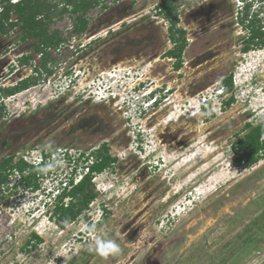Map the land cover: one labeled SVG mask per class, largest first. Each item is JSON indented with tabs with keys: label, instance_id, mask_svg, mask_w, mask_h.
Listing matches in <instances>:
<instances>
[{
	"label": "flooded vegetation",
	"instance_id": "af4514ba",
	"mask_svg": "<svg viewBox=\"0 0 264 264\" xmlns=\"http://www.w3.org/2000/svg\"><path fill=\"white\" fill-rule=\"evenodd\" d=\"M19 1L21 0H9L3 4L0 3V14L5 11L7 6H11L9 21L4 22L6 28L2 30L0 26V36L4 38L10 34L17 33L19 35L16 42L8 43L4 48L0 47V95L6 90L17 88L28 81L31 74L25 73L27 71L25 67H29L30 63L32 75L39 76V66L32 63L34 59L33 52H37L35 47L40 43V38L34 35L30 36V32L23 21L19 20L20 16L15 12L16 4ZM236 1L179 0L180 3L177 5L182 13L177 9L169 16L159 14L158 9L155 8L153 17H150L151 20L149 21L153 23L152 20L160 17L163 18L164 24L157 32L150 27V29L146 28L147 32L144 33L130 32L129 37H127L128 40L120 42L117 46L115 45L117 39L122 37V34H120L118 38L110 40V45H114L108 47L109 50H101L102 47L100 46V48L93 49L100 42L98 45L107 44L109 35L107 29H100L98 32L90 34L92 31L90 18L84 17L86 21H83L85 25L82 26L81 20L76 16L72 22L73 27L71 26V29L63 34L66 42L61 43L68 46L69 59L75 62L73 67H70L72 77L74 81H78L79 78H82V80L92 78L91 82H93L99 78V74L103 71L110 70L114 73V70L121 67H130L134 62L140 61V58L141 61L149 60V63H147L149 75L146 74L149 77H137L131 83L132 88L129 90L139 92L143 89L142 95L162 90L167 94L164 99L171 98L170 102L179 98H188L189 100V98L199 97L201 101L197 104L198 113L205 116L201 126L212 121L219 114L226 113L230 115L227 125L219 128H207L206 130L214 139L221 137L222 142L225 144L232 141L229 148L235 155L233 146L237 140L245 135H251L254 127L264 126V121L257 124L252 122L256 116L253 110H247L246 107L244 109L235 108V102L238 103L239 101L234 92V86L229 87V82L233 80V74L235 73L230 68L237 66V63L242 62L245 64L248 61H244L245 57H250V52H256V49H259L263 53L255 68L259 66L261 68L251 72L249 79L246 75L244 78L252 83L260 80V91L264 94V38L259 44H251V32L243 24V22L247 23L250 20L247 21L238 13ZM105 5L107 7L103 8V4L100 3V7L104 10L109 8L108 1ZM11 22H16V24L10 26ZM17 27H19V30H17ZM219 32L221 33L219 34ZM219 35H223L222 38H219ZM28 40H33L30 45L33 48L32 53L21 48V45ZM58 49V47L54 49L55 54ZM87 51L90 53L87 54ZM256 60H258L256 57L252 58V61L255 62ZM60 64L61 66L54 74L59 73L61 70L68 71L69 68H66L67 60ZM22 68L24 70H21ZM215 71L217 72L215 73ZM146 81L151 83L149 87H146ZM107 89L109 93L105 98L101 97L100 92L94 93V87L82 90L81 93L74 95L68 109L66 107L64 110L57 111L59 116L51 126H60L61 130L58 127L53 136L59 135V141L75 144L70 146L72 148H76V145L87 147L98 142L99 149L105 151L111 160V165L106 169H109V173L114 177L111 186H118L119 190H112L109 193H107V190L101 192L104 198L101 201L104 214L102 219L96 223L97 226L95 225L96 230H98L95 236L115 240L120 245L121 253L119 255L102 257L96 254L100 256L98 260L104 259L103 264H110L111 262V264H115L117 259L125 253V249L121 245V238H123L120 235L121 232H126L130 227L131 229L127 231L126 235L128 237L132 235L133 227L131 226H147V223L151 220L152 209L157 211L155 223H160L165 216H168V221H170L169 228L163 233L157 234L159 241H164L196 207L200 206L202 209L207 201H210L211 207H216L217 202H213L211 198H208L211 195L210 193L214 194L218 189L211 190L204 195L194 196L193 191L199 187L196 182L183 190V185L176 188L174 185L176 182L171 181V176L156 174L158 163L151 164V159L142 153L141 144H133L134 135L130 131L127 116L129 105L122 101L120 93L111 90L112 86L109 85ZM210 92L212 98L202 101L204 95ZM229 100H231V103L227 105ZM76 103H80V105L75 106ZM241 105L246 106V103ZM159 106V103H152L143 112L142 115H145L143 126H150L156 130L157 126L162 125L161 118H159V114L157 116L155 110ZM28 113H30V116L27 117L28 120L30 119V124L24 122L27 120L24 116ZM37 113V109L30 112L27 109L23 110L13 118L14 124H12V119H9L11 115L5 113L0 117V173L7 172V177L10 176L12 169H19L18 167L8 168L9 165L23 161L22 157L29 149L48 152L58 148L49 145L52 141L48 134L41 133L39 136V132H37L39 115ZM173 114L174 111L169 109L164 116L165 118L162 121L166 124L159 131L158 137L163 144L183 148L188 138L187 131L182 129L178 131L174 128L171 130L170 128L174 122H179L182 115L185 114L178 115L176 120ZM115 119L118 122H115ZM195 121L190 120L194 123ZM238 123L243 124V130L246 132L240 134V129L228 135L231 131L229 126H238ZM48 124V122L41 121L40 126H48ZM23 126L30 127L26 129L22 128ZM63 126H66L63 129L64 131H62ZM16 127H19V129H15ZM34 127L37 128L31 132L30 130ZM182 127L185 128V126ZM48 138L49 140L42 148L39 144L42 140ZM233 138L234 140H232ZM261 143L264 145V133L261 137ZM258 157L256 163L243 166L244 170L253 167L258 162H264V149L259 151ZM184 198H189V204H192L186 214L177 220L169 218L172 217L173 208H175L177 202ZM69 203L66 205L68 206ZM56 208H50L48 212L53 215ZM183 208H186V206ZM133 211L134 213L131 214ZM117 233L119 237H117ZM130 239L142 241L144 238L140 232L132 235ZM154 239L156 241L157 238ZM92 255H95V253L92 252L88 257ZM154 257L151 255V259H149L146 256L147 264H158L154 261ZM112 259L114 260L112 261Z\"/></svg>",
	"mask_w": 264,
	"mask_h": 264
},
{
	"label": "rangeland",
	"instance_id": "374dc122",
	"mask_svg": "<svg viewBox=\"0 0 264 264\" xmlns=\"http://www.w3.org/2000/svg\"><path fill=\"white\" fill-rule=\"evenodd\" d=\"M159 1L109 0L108 9L104 10L98 5L86 11L84 17L90 18L92 23L90 34L105 28L109 32L107 44L98 45L100 42L93 49L102 47L101 50H109L108 47L114 45H110V40L118 38L120 34H122V37L117 39L115 44L117 46L120 42L128 40L127 37H129L130 32L144 33L147 32L146 28H154L157 32L161 25H164L163 18L158 17V19L152 20L153 23L149 20H151L150 17H153V12ZM51 2L59 3V7L55 11L56 15L53 21L49 24V31L58 30L62 35L66 34V31L71 29L72 22L77 15H72L69 12L61 15L59 13L63 9L62 1L51 0ZM179 3L177 2V4ZM178 10L182 13L180 8ZM13 18L15 19L16 16ZM17 30H19V27H17ZM222 36L219 35V38H222ZM18 38L17 33L4 38L0 36V47L4 48L8 43L16 42ZM32 42L33 40H28L21 45V48L32 53L33 48L30 46ZM58 48L60 51H55L56 54L54 53L55 47L51 48L52 50L49 53L54 61L51 64L49 62L48 67L51 68L54 64L59 66L60 63L67 60L66 68H69L68 71L61 70L59 73L48 74L43 70L39 73V76L32 75L30 63L29 67H25L27 69L25 73L31 74L27 82L34 81L36 84L20 91L23 93L17 95V97L8 99L10 95L4 96V94H1L0 104L4 106L5 113L11 115L9 119H12V124L15 123L13 118L18 113L26 109L28 112L37 109L39 115L37 132H39V136L41 133L48 134L52 141L49 144L50 146L96 155L99 150L98 142L87 147L76 145V148H72L70 146L75 144L59 141V135L53 136V133L58 130L57 128L60 129V126H51L53 122L57 121V116H59L57 111L64 110L66 107L68 109L70 101L74 98L73 96L81 93L82 90H86L87 85L92 81V78L87 80L79 78L78 81H74L70 67H73L75 62L69 59V48L65 44H61ZM38 52H33L34 59L32 63L37 66L41 63V59L37 57ZM89 53L87 51V54ZM262 53L263 51L256 49V52L249 53L251 54L250 57H245L244 61L248 60L246 62L248 65L241 62L230 68L231 71H235L233 74L234 92L239 101L238 103L235 102V108L244 109L246 107L247 110H253L256 113L252 120L254 124L264 121V94L260 91V80L252 83L250 80H245L244 77L246 75L249 79L251 72L261 68L260 66L255 68V66L258 65ZM254 57L258 59L255 62L252 61ZM146 62L149 63V60L141 61L140 58V61L134 62L127 70L121 67L122 69L114 70V73L110 70L103 71L99 75L102 76L103 82L101 84L104 86L109 84L112 86L111 90L120 93L122 96H132L134 92L129 90L132 88L131 84L126 83L125 86L127 87L124 86L126 78L124 79L123 75L130 76V73L133 72L130 69L134 68V71L138 72L137 77H149L146 76V74L149 75ZM62 72H68L73 78L70 88L65 90L56 83L58 78L61 80ZM145 84L146 87L151 85L147 81ZM137 94L139 95L137 100L139 104L140 101H145L142 104L145 105L153 98L154 103H159L161 106L155 108L156 114L157 116L159 114L162 122L161 126L156 127V130L150 126H143L145 115L137 114L136 109L129 108L127 111L130 131L134 135L133 144H141L142 153L151 159V164L158 163L156 174L171 176V181L176 182L174 184L176 188L183 185V190L196 182L199 187L193 191L194 196L204 195L214 189H218V191L214 194L210 193L211 195L208 198H211L213 202H217L216 207H211L210 201L205 202L202 209L200 206L196 207L164 241H159L157 234L166 231L170 226V221L167 222L168 216H165L162 218V221L164 220L162 226V221L155 223L157 211L152 209L151 220L147 223L148 225L138 226L144 239L138 241L140 244L139 252L130 264H136V262L137 264H147L146 256L151 259V255L155 256L154 261L158 264H264V162H258L246 170L243 166H236L234 164L235 155L229 148L232 141L225 144L220 136H218L220 138L214 139L206 130L207 128H219L227 125L229 123L228 118L231 116L226 113L219 114L212 121L201 126L205 116L198 113V100L196 98H189V100L188 98H179L170 102L171 98L164 99L167 94L162 90L149 95H142V89ZM2 97H5L7 101H2ZM75 100L77 101V99ZM188 101H190V105ZM243 103H246V106L241 105ZM79 105L80 103H76L75 106ZM169 109L174 111L175 120L178 115L185 114L182 115L179 122H174L170 128L171 130L174 128L178 131L179 129L187 131L188 138L183 148L163 144L158 137L159 131L165 127L166 123L162 120ZM237 111L239 112V110ZM28 116H30V113L24 116L25 119ZM190 120H196L197 122H190ZM41 121L48 122V126H40ZM24 122L26 124L31 123L28 118ZM115 122L118 121L115 119ZM182 126H185V128ZM29 127L23 126L22 128L28 129ZM63 127L62 131L66 126ZM36 128L34 127L30 131L33 132ZM229 128H231V131L228 135L240 129V134L246 132L243 130V124L232 125ZM15 129H19V127ZM173 137L175 136L173 135ZM49 138L42 140L39 145L43 148ZM106 171L98 177L97 185H94V190L99 195L97 197L99 201L104 199L100 193L101 190H107V193L112 190H119L118 186H111L114 177L109 173V169ZM10 182L9 179L1 185L0 189V264H103L104 259H100L102 260L100 262L98 260L100 256L91 250L97 239L95 236L98 231L96 230L97 225L90 230L91 234L87 236L85 241H82V239L81 242L74 240L76 233L85 227L87 212H83L71 221H64L59 216L51 215L46 209L39 207L38 199L31 200V195L37 197L36 193L26 192L25 195H19L17 192L6 193L5 191L10 187L8 184ZM110 187L112 188L108 190ZM24 198L28 202L24 201ZM182 202H185L183 207L186 206V208L182 207L177 212L173 208L172 217L169 218L177 220L186 214L192 204H189V198H184L179 200L177 205L182 204ZM95 206L96 204L93 205L92 203L91 210L94 211ZM133 213L134 211L131 212V214ZM85 217L86 219H84ZM35 234L42 241L37 246L31 247L36 241V239H33ZM99 238L101 237L99 236ZM154 238H157L156 241H154ZM30 240H33V242L27 245ZM123 248L125 253L117 259L116 263L129 252V247L123 246ZM92 252L95 255L88 257Z\"/></svg>",
	"mask_w": 264,
	"mask_h": 264
},
{
	"label": "trees",
	"instance_id": "16d2710c",
	"mask_svg": "<svg viewBox=\"0 0 264 264\" xmlns=\"http://www.w3.org/2000/svg\"><path fill=\"white\" fill-rule=\"evenodd\" d=\"M5 1L9 0H0V3L3 4ZM63 9L59 14H64L69 12L72 15H77L81 20V25L84 26L86 21L84 16L86 11L93 9L96 6L103 4V8H106L105 5L109 0H61ZM179 0H160L157 5L158 13L165 14L166 16L171 15L174 11L178 9L177 2ZM59 7V3H52L51 0H21L16 4V13L20 16V21H23L25 27H27L30 32V36L34 35L40 38V43L35 47L38 51H43L44 55L41 59L39 65V73L45 70L48 74H53L54 70L48 67L49 62H53V58L50 56L48 48L61 45V43L66 42L65 37L58 30L49 31V24L53 21L54 16L56 15V10ZM11 6H7L5 11L0 14V26L5 29L4 22L9 21V13ZM84 19V20H83ZM16 22H11L9 25L14 26ZM244 26L249 29L251 32V44H259L260 41L264 38L263 24L261 20L256 17H253L249 22H243ZM34 81H25L22 85L17 88L6 90L3 92L4 96L15 94L23 89H26L32 85H35ZM234 86L233 80H230L229 87ZM231 100L227 101V105H230ZM4 106L0 104V117L5 114ZM264 133V126L254 127L251 135H245L240 137L234 148V164L236 166H245L256 163L259 159L258 153L261 149H264V145L261 143V137ZM96 162L91 166L89 174L84 176L79 182H77L72 189L66 191L63 194V197L70 195L72 197L71 202L67 207L64 205L58 206L55 210V215L57 214L59 218L64 221H71V219L87 212L91 209L93 201L99 196L98 193L94 190V184L92 183V177L94 172H102L104 169L111 165V160L107 156L105 151L101 149L96 152ZM18 167L21 171L27 168V164L24 161H18L16 163L10 164L8 168ZM35 177V174H34ZM7 172L0 173V189L1 185L7 180ZM27 183L31 185L33 180H27ZM34 187L37 188V183H34ZM1 191V190H0ZM87 217V216H86ZM86 217L84 219H86ZM33 239H36L35 243L32 246H37L42 239L38 235H34ZM33 240H30L27 245Z\"/></svg>",
	"mask_w": 264,
	"mask_h": 264
},
{
	"label": "built area",
	"instance_id": "2783aa9c",
	"mask_svg": "<svg viewBox=\"0 0 264 264\" xmlns=\"http://www.w3.org/2000/svg\"><path fill=\"white\" fill-rule=\"evenodd\" d=\"M236 5L238 13L243 16L247 21L251 20L256 15V17L261 20V23L264 27V0H237ZM48 51L50 52L51 49L49 48ZM57 51H60V49H58ZM43 55L44 52L39 51L37 53L38 59H42ZM137 76V71L130 73V76L123 75V78H126L124 86L126 85V83L130 85L137 78ZM101 77L102 76H99L96 81H93L88 84L86 89L94 87V93L100 92L101 97L105 98L109 93V90L107 89L109 87V84L105 86L102 85L101 83L103 81ZM72 79L73 78L71 76H63V78L61 80L56 81V83H58L60 88L65 90L71 86V83L73 81ZM139 92H134L132 96H122V101L126 102L129 105L130 109H136L137 114L142 115L143 112L148 109V106H150V104L154 102V99L152 98L147 104H145L147 105V107H144V105L142 104H144L145 101L140 102V104L137 102V98L139 96L137 93ZM21 93L23 92L10 95L8 99L12 97H17V95H20ZM209 98H212L211 92L204 95L202 101H205ZM196 99L198 100V102L201 101L199 97ZM1 100L7 101L5 97H2ZM188 103L190 104V101H188ZM136 145H138V143H136ZM75 151H69L67 149L62 148H57L48 152L40 150L37 151L35 149L26 151L22 158L23 161L27 164V168L23 171L17 168L12 169L10 176L8 177V180H11V182L8 183L10 187L7 188L5 192H17L19 195H25L26 192L30 194L36 193L37 197L31 195L30 198L31 200L38 199L39 207L46 210L50 208H55L56 204L59 203L58 198L63 195L66 191L72 189L73 186L77 182H79L84 176L89 174L91 166L97 160L96 155H92L89 152L85 153L81 151ZM49 165H51L50 168L48 167ZM104 172H106V170ZM104 172L93 173L92 182L95 185H97L96 183L98 177ZM24 178H30L31 181L33 180V183L31 185L25 183V181H23ZM34 183H37V188L34 187ZM102 191L104 190H101L100 193ZM70 199L71 197H65V205ZM24 201L28 202L25 198ZM184 203L185 202H182V204L179 203L178 205H176L174 210L177 212L184 206ZM94 204H96V206L94 207V211L91 209L87 211L88 216L86 215L87 222L84 224L85 227L84 229H81L78 233H76V238L74 240H79V242H81L82 239V241H85L87 239V236L91 234L90 230L94 229L96 223L102 219L104 214L102 202L99 201V199L97 198L93 202V205ZM163 223L164 221L162 222L161 226L163 225Z\"/></svg>",
	"mask_w": 264,
	"mask_h": 264
},
{
	"label": "clouds",
	"instance_id": "9594fccd",
	"mask_svg": "<svg viewBox=\"0 0 264 264\" xmlns=\"http://www.w3.org/2000/svg\"><path fill=\"white\" fill-rule=\"evenodd\" d=\"M52 62H50V64H51ZM246 65H248L247 63H246ZM61 66V64H59V66L57 65V64H54L52 67H51V69H53L54 70V72L56 71V70H58V68ZM127 70V69H126ZM53 72V73H54ZM134 72V71H133ZM62 74H63V76H70L69 75V73L68 72H62ZM63 76H61V79L63 78ZM57 80H60L59 78L57 79ZM56 80V81H57ZM236 82V81H235ZM233 83H234V81H233ZM127 87V86H126ZM70 88V87H69ZM24 90V89H23ZM22 91V90H21ZM20 92V91H19ZM19 92H17V93H19ZM16 94V93H15ZM151 94V93H150ZM13 95V94H12ZM149 95V94H148ZM142 96V95H141ZM141 98H143V97H141ZM139 99V97L137 98V100ZM140 102H142V101H140ZM154 103V102H153ZM151 105V104H150ZM144 107H147V105H144ZM49 168L51 167V165H49L48 166ZM45 170H47V169H45ZM105 170H107V169H104L102 172H104ZM30 179V178H29ZM27 180H28V178H24L23 179V181H25V183H27ZM8 181V178H7V180L5 181V182H7ZM4 182V183H5ZM3 183V184H4ZM93 183V182H92ZM28 184V183H27ZM94 184V183H93ZM95 185V184H94ZM3 189V188H2ZM71 197L70 195H66V196H64L63 197V195H61L59 198H58V202L59 203H57L56 204V206L55 207H58V206H61V205H64L65 207H67L66 205H65V202H64V199H65V197ZM72 200V197H71V199L68 201V202H70ZM61 202V203H60ZM94 202V201H93ZM47 211H48V209H47ZM91 250H93V251H95L97 254H99L100 256H102V257H107V256H109V255H113V256H116V255H119L120 253H121V247H120V245L115 241V240H112V239H109V238H97L96 240H95V244H94V247L91 249Z\"/></svg>",
	"mask_w": 264,
	"mask_h": 264
},
{
	"label": "water",
	"instance_id": "95a60500",
	"mask_svg": "<svg viewBox=\"0 0 264 264\" xmlns=\"http://www.w3.org/2000/svg\"><path fill=\"white\" fill-rule=\"evenodd\" d=\"M147 63L148 62H146V64ZM120 69H122V68H120ZM126 69H128V67H126ZM130 71H134V68L130 69ZM98 74H96V75H98ZM131 227H133V231L131 232L132 235L140 233V228L137 225L131 226ZM130 229L131 228L128 227L127 231H129ZM127 231L126 232H121L120 235L123 236L122 245L126 246V247H129V252L124 257H122L116 264H130L136 258L137 253L139 252V250H138V249H140L139 242L135 241L133 239H130V237L132 235L127 237L126 236L127 235ZM128 240H130V241H128Z\"/></svg>",
	"mask_w": 264,
	"mask_h": 264
}]
</instances>
